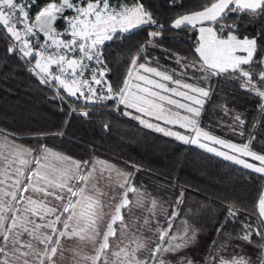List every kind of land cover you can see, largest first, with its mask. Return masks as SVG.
I'll return each mask as SVG.
<instances>
[{
	"label": "snow or ice",
	"instance_id": "obj_1",
	"mask_svg": "<svg viewBox=\"0 0 264 264\" xmlns=\"http://www.w3.org/2000/svg\"><path fill=\"white\" fill-rule=\"evenodd\" d=\"M176 5L171 0L170 6ZM37 6L38 0H0V39L7 44L6 57L23 61L41 85L55 89L54 98L83 100L79 111L73 106L69 115L87 118L89 104L115 101L116 110L123 106V115L140 124L264 178V154L252 150L255 135L236 144L200 127L214 94L213 80L220 78L259 98L252 127L264 126V0H209L199 10L177 15L170 25L161 23L144 0H47L33 17ZM257 25L255 36H239L242 26ZM144 28L147 38L131 54L121 80L119 66L109 67L105 48ZM185 28H198L199 35L191 61L175 57L183 71L151 67L149 47L158 46L166 30ZM112 74L119 87L109 80ZM233 124L246 127L239 114ZM9 135L0 139V264H264V191L253 210L255 226L246 218L241 233L226 236L219 247L214 243V251L197 260L181 254L195 248L200 231L187 219L175 224L183 211V190L174 206L164 208L157 197L136 187L131 172L99 159L76 160L44 144L25 147ZM188 211L195 217L199 209ZM240 215L238 207L228 206L229 218ZM222 231L223 226L217 229ZM253 237L259 238L255 256L232 243L252 245Z\"/></svg>",
	"mask_w": 264,
	"mask_h": 264
},
{
	"label": "trees",
	"instance_id": "obj_2",
	"mask_svg": "<svg viewBox=\"0 0 264 264\" xmlns=\"http://www.w3.org/2000/svg\"><path fill=\"white\" fill-rule=\"evenodd\" d=\"M46 2L47 0H38V6L32 9V16ZM170 2L171 0H144L160 22L169 25L177 15L199 10L209 0H177L176 6H170ZM147 31L148 28L137 30L129 39L107 44L105 54L110 61L109 67L115 69L119 66L121 80L128 68L131 54L147 38ZM258 31V25L247 29L242 26L238 34L241 38L252 37ZM196 40V29L166 30L157 39L158 46L148 49L150 66L175 69L177 73L183 71L175 57L191 61ZM261 43L264 44V41ZM6 49V42L0 39L1 138L10 134L9 139L14 138L16 143L25 147L37 148L44 144L53 151L76 160L99 159L113 164L125 172L133 173L136 187L157 197L164 208L174 206L183 190L184 203L180 207L189 200H194L216 210L213 234L208 241V253L214 251V243L217 247L225 242L226 236L235 237L237 233H241V224L246 218L255 226L256 216L253 215V210L260 193L264 191V178H261V174L148 128L131 116L123 115L126 111L123 106L116 110L115 101L89 104L87 110L90 115L87 118L77 113L69 115L73 106L79 111L84 104L83 100L67 97L62 91L61 95L66 96L65 100L54 98L55 89L41 85L23 61L16 57H6ZM261 55L264 56V52ZM140 63H145V60L141 59ZM188 74L192 75L191 69ZM109 80L115 87H119L115 74L110 75ZM213 85L214 94L209 98L202 114L200 127L211 135L236 144L247 142L249 134L255 135L257 139L252 144V150L264 154V144L261 143L264 141V126L252 127L257 118V106L261 102L259 98L242 89L239 83L228 82L223 78L214 79ZM225 108L228 109L227 112ZM128 111L138 115L134 110ZM237 114L245 119L246 127H236L233 124V117ZM105 124L109 125L107 129ZM241 131L244 132L243 136L240 135ZM137 167L140 169L138 172ZM230 204L238 207L242 215L235 219L229 218ZM221 226L223 231L217 232ZM253 241L248 246L255 248L259 238L253 237Z\"/></svg>",
	"mask_w": 264,
	"mask_h": 264
},
{
	"label": "rangeland",
	"instance_id": "obj_3",
	"mask_svg": "<svg viewBox=\"0 0 264 264\" xmlns=\"http://www.w3.org/2000/svg\"><path fill=\"white\" fill-rule=\"evenodd\" d=\"M66 14L68 15V12ZM62 24H63V21H60V23L57 25V27L60 28L62 26ZM151 67H153V66H151ZM144 119L148 120L149 122H151L153 124H158L161 127L170 128L171 130H174V131H181L182 133H184L186 135L189 134L184 129L179 128L178 125H167L163 121L156 120L154 117L145 116ZM0 139H2V138H0ZM209 144H210V146H212L211 142H209ZM195 146H197V145H195ZM217 147H219V146H217ZM244 159H247L251 163H256V164L259 163L257 161H253L251 158L244 157ZM180 208L183 211L181 212L179 218L175 221V224L177 226H179L181 224L182 220L187 219L189 221V223L194 224V226L200 230L199 235H198V243L195 246V248L185 250V252L190 253V255L195 256L196 258H200V256L205 252L204 247L208 246V241L213 234V227H214V224L216 221V214H217L216 210L213 207H210V206L202 204V203L200 204L194 200H189L188 202H186V204L184 206H181ZM189 209H192V210L199 209V211L196 213L195 217H192L188 211ZM232 243H233V245H242L245 252H252L253 256L256 255V251H255L254 247L244 245L243 243L238 242V241H234V240Z\"/></svg>",
	"mask_w": 264,
	"mask_h": 264
},
{
	"label": "flooded vegetation",
	"instance_id": "obj_4",
	"mask_svg": "<svg viewBox=\"0 0 264 264\" xmlns=\"http://www.w3.org/2000/svg\"><path fill=\"white\" fill-rule=\"evenodd\" d=\"M0 138H1V137H0ZM223 243H224V242H223ZM220 244H221V243H220ZM220 244H219V245H220ZM219 245H218L217 247H219ZM207 247H208V246L204 247V248H205V252L200 256V258H197V260H202L204 257H207V256H208L209 253L207 252V249H208ZM253 249H254V248H253ZM229 250H230L229 252H231V248H229ZM244 251H245V250H244ZM247 253L250 254V255H252V252H247ZM181 254H182V255H186V256H192V255H190V253H187V252H185V251L182 252Z\"/></svg>",
	"mask_w": 264,
	"mask_h": 264
},
{
	"label": "crops",
	"instance_id": "obj_5",
	"mask_svg": "<svg viewBox=\"0 0 264 264\" xmlns=\"http://www.w3.org/2000/svg\"><path fill=\"white\" fill-rule=\"evenodd\" d=\"M36 14V13H35ZM72 13L71 12H68V15H71ZM35 16V15H34ZM33 16V17H34ZM196 31H197V37H198V35H199V32H198V28L196 29Z\"/></svg>",
	"mask_w": 264,
	"mask_h": 264
},
{
	"label": "built area",
	"instance_id": "obj_6",
	"mask_svg": "<svg viewBox=\"0 0 264 264\" xmlns=\"http://www.w3.org/2000/svg\"><path fill=\"white\" fill-rule=\"evenodd\" d=\"M99 87V86H98Z\"/></svg>",
	"mask_w": 264,
	"mask_h": 264
}]
</instances>
